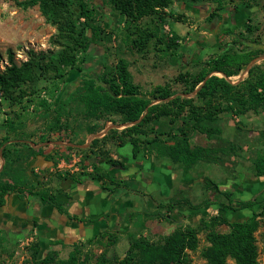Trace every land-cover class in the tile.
<instances>
[{
	"label": "trees",
	"instance_id": "1",
	"mask_svg": "<svg viewBox=\"0 0 264 264\" xmlns=\"http://www.w3.org/2000/svg\"><path fill=\"white\" fill-rule=\"evenodd\" d=\"M14 1L21 9L38 7L45 21L56 29L49 41L55 48L29 50L27 59L19 63L14 61V53L8 50L7 64L3 67L0 65V102H6L8 106L16 105L23 97L34 93L33 84L37 80H63L70 69H76L81 76V85L73 97L82 107V117L93 120L89 129L87 126L89 133L102 130L106 121H111L113 125L131 123L121 129L110 127L101 137L90 141L88 149L93 155L94 169L98 166L95 160L97 155L112 165L118 163L108 157L109 150L104 148L106 144H111L118 153H121L120 148L129 144V152L123 151L121 154L129 153L131 159L143 156L145 149L157 148V154L166 156L173 164L192 167L199 161L215 163L222 149L192 144L190 134L198 132L207 139L220 138L224 132L223 122L220 124L222 116L232 115L241 121L248 112H264V63L251 65L247 75L235 83L228 79L244 69L258 53L264 52L262 49L251 50L245 43L247 37L241 34L222 41L217 52L194 62V70L179 72L174 78L180 87L177 92L167 84H158L144 91L133 82L128 64L121 58L107 70L98 73L94 71L97 63L89 65L87 55H90V46L94 43L92 37H99L102 32L98 21L105 12L123 16L127 29H133L139 20L153 16L162 22L165 17L179 21L181 16H175L171 9H167L173 0H93L91 4L87 0ZM182 5L200 11L207 22L223 20L228 8L223 0H182ZM98 7L100 16L95 13ZM107 19L112 21L114 18L110 16ZM128 35L131 36V47L140 51L146 48L155 34L149 28H138L136 32L129 30ZM165 36L162 50L176 55L179 46L177 34L172 30L166 31ZM205 46L197 48L191 45L189 48L200 51ZM103 68L106 69V66ZM192 92L194 94L191 96ZM62 102H40L45 112H53L51 127L60 126ZM113 116L118 121L111 119ZM101 121L102 124L98 125ZM13 122L11 120L9 124ZM235 127L241 130L236 122ZM243 141L245 145L250 143L249 138ZM261 144L263 148H256L255 155L250 159L252 173L257 178H264V140ZM235 147L240 149L242 145L239 142L231 144V150L234 151ZM2 156H5L4 150ZM209 181L205 179V182ZM13 187L11 184L0 185V204L3 193ZM223 195L228 196L226 193ZM254 204V200H241L227 208L239 211ZM196 207L191 205L189 208ZM172 211L174 204L168 207L167 219L171 225L159 240L130 236L128 248L121 258L114 257V254L106 257V251L116 234L102 232L91 241L103 246L97 264L109 262L111 258L114 264H189L188 251L197 248L198 235L203 230L209 242L201 250L205 264H226L228 258L235 264H258L254 234L264 218V204L242 220L230 221L219 213L208 219L199 216L196 224L174 225L176 218L171 216ZM104 239L107 244H104ZM34 246L37 252L39 243L36 242ZM89 246L88 243L73 244L66 258H59L56 250L48 251L39 263L90 264Z\"/></svg>",
	"mask_w": 264,
	"mask_h": 264
},
{
	"label": "rangeland",
	"instance_id": "2",
	"mask_svg": "<svg viewBox=\"0 0 264 264\" xmlns=\"http://www.w3.org/2000/svg\"><path fill=\"white\" fill-rule=\"evenodd\" d=\"M87 1L91 4L93 0ZM234 1L236 0H223V3L228 5ZM167 9H171L175 16H181L178 19L179 21L165 17V21L162 22L153 16L139 20L133 29H127L123 16L105 12L104 17H100L98 21L102 32L99 37H92L94 43L92 42L93 44L90 46V52L88 53L90 55H87L89 65L97 63L98 65L95 66L94 71L98 73L107 70L121 58L128 64L133 82L139 84L144 91L158 84H167L176 92L179 91L180 87L174 81L176 75L185 70H194L195 68L192 67L195 64L194 62H198L215 53L214 49L216 47L212 48V46H209L214 43L215 39L220 44L222 41H228L230 37L222 32L223 37L220 40L219 33L216 35L214 32L211 33L220 22H207L204 18L205 15H201L200 11L196 9L183 6L182 0H173ZM95 13L100 16L101 10L99 7ZM110 16L114 18L112 21L107 19ZM162 24L168 25L171 31L173 30L178 36L179 46L176 55H171L169 52L162 50L164 48L163 42L166 40V30ZM138 28L141 30L149 28L155 34L146 48L140 51L131 47V36L128 35L129 30L136 32ZM55 31V27L45 21L37 6L21 9L14 0H0L1 67L8 62V50L14 53L13 59L19 63L27 59L29 50L46 51L54 49L55 46L51 45L49 41ZM206 44L208 45L205 46ZM191 45L197 46V48L199 46L205 47L200 51H195L196 49H193V51L192 47L189 48ZM104 66H106V69L103 68ZM80 85L81 76L76 69L72 68L63 80H37L33 84L34 93L28 97H23L16 105L8 106L6 102L1 101L0 112L8 113L7 115L11 118L9 122L12 119L15 121L20 119V116L25 121L28 116L37 117L35 120L39 119L41 121L39 131L48 136L51 133H56L58 138L67 141H76V138L79 137L78 140L81 139L79 142H84L87 137L97 136L103 131H107L110 127L115 126L117 129H121V126L125 125L120 123L113 125L111 121H106L103 123L105 127L102 130L89 133V125L93 123V120L88 121L82 117V107L76 98L73 97L78 92ZM193 94L192 92L191 96ZM42 100L51 104L58 100L63 101V118L58 128L51 127L53 124V112L44 111L40 105ZM111 119L118 121L116 116L111 117ZM220 120V124L226 120L223 125L224 132L220 138L207 139L198 132L190 134L192 144L217 147L222 149L223 152L219 155L218 161L211 165V168L202 167L212 178L209 179L211 181L206 183L205 187H202L199 193H195L193 197L191 196L190 203L193 202L195 207L197 206L196 208H189L184 203L175 204L170 201V204H174V211L170 212L171 216L176 218L174 225L196 224L199 216L208 219L219 213L230 221L242 220L247 218L253 210L260 209L261 204H264V178H257L253 175L250 161L255 155V149L263 148L261 143L264 140V112L259 114L248 112L241 121L238 120V117L232 115L222 116ZM235 122L239 124L241 130L235 127ZM101 124L102 121L98 125ZM246 138L250 139V143L247 145L243 141ZM230 140L231 142L229 143L228 141ZM238 142L242 145V148L235 147L234 151L231 150V144ZM74 150L75 152L72 156L70 154L63 156L66 163H75L73 162V156L76 159L75 164H80L81 166L89 163L88 157L89 160L92 157L88 156L87 153L86 155L81 150V147ZM129 150V144L119 149L121 153L123 151L129 152ZM202 162L203 164L206 163L205 161ZM225 173L227 175L226 178L224 177ZM230 177L232 178L231 181L228 180ZM218 190L219 192H217ZM224 193L228 194V196L223 195ZM241 200H254L256 204L239 211L227 208L229 205L235 206ZM145 211L149 214L153 213V211L151 212L148 209ZM159 212H161V209H158ZM150 218L148 219L150 220ZM164 219L163 224H161V221L155 222L153 220V223L148 225L146 231L144 233L139 232L138 236L159 240L171 225L168 222L169 219H167V222ZM254 235L258 250V264H264V218L260 221ZM198 238L197 248L188 251L189 264H205V259L201 256V250L208 246L209 242L206 240L204 230L199 233ZM36 242L38 241L33 239L12 243L6 237L0 236V264H41L39 260L46 252L56 250L59 258H66L73 248L72 245L60 244H56L57 247L53 248V244L38 242L40 249L36 252L34 250ZM82 242L90 244V264H97L103 246L91 243V241H79L74 244ZM104 244H107L106 239H104ZM127 248L128 241L126 238L115 235L114 242L106 251V257L109 258L114 254V257L121 258ZM109 262L104 264H114V259L111 258ZM226 264L235 263L231 258H228Z\"/></svg>",
	"mask_w": 264,
	"mask_h": 264
},
{
	"label": "crops",
	"instance_id": "3",
	"mask_svg": "<svg viewBox=\"0 0 264 264\" xmlns=\"http://www.w3.org/2000/svg\"><path fill=\"white\" fill-rule=\"evenodd\" d=\"M227 7L223 20L211 33H219L220 40L222 32L229 40L241 34L247 37L245 43L250 48V43L264 46V0H236ZM218 43L215 39L209 46L216 47L217 52ZM250 63L262 65L264 52ZM7 114L0 112V185L11 184L14 189L2 195L0 236L12 243L34 239L56 248V244L92 241L102 232L128 241L130 236L144 233L153 220L163 224L165 218L167 222L170 201L195 206L190 203L191 196L206 186V178H212L202 167L211 168L214 162L199 161L192 167L173 164L166 156L158 155L157 148L145 149L143 156L131 159L129 153H118L106 144L108 157L118 161L115 165L100 155L95 158L96 169L89 157V163L81 166L75 164V156V163H66L63 156H72L80 147L93 157L89 143L106 131L84 142H79V137L67 141L56 133L48 136L39 131L41 121L35 120L37 117L28 116L25 121L20 116L10 125Z\"/></svg>",
	"mask_w": 264,
	"mask_h": 264
},
{
	"label": "built area",
	"instance_id": "4",
	"mask_svg": "<svg viewBox=\"0 0 264 264\" xmlns=\"http://www.w3.org/2000/svg\"><path fill=\"white\" fill-rule=\"evenodd\" d=\"M164 28H165V30H166L167 32H170V28H169L168 25H164ZM246 75H247L246 69H242L237 75H234V76H233L234 79H231V78H229V77H228V79H229L230 81H232L233 83H235V82H237V81L243 79Z\"/></svg>",
	"mask_w": 264,
	"mask_h": 264
},
{
	"label": "water",
	"instance_id": "5",
	"mask_svg": "<svg viewBox=\"0 0 264 264\" xmlns=\"http://www.w3.org/2000/svg\"><path fill=\"white\" fill-rule=\"evenodd\" d=\"M250 45H251V50H253V49H260V48H264V46H262L261 44H257V43H250ZM252 64L251 63H249L245 68H246V72L248 73V69L250 68V66H251ZM232 82V81H231ZM131 124V123H130ZM130 124H125V126H127V125H130Z\"/></svg>",
	"mask_w": 264,
	"mask_h": 264
}]
</instances>
